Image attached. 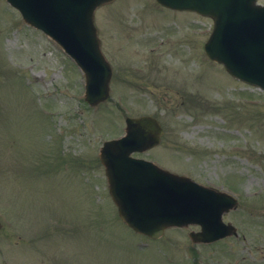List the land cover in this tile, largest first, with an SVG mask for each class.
I'll return each mask as SVG.
<instances>
[{
  "label": "rangeland",
  "instance_id": "obj_1",
  "mask_svg": "<svg viewBox=\"0 0 264 264\" xmlns=\"http://www.w3.org/2000/svg\"><path fill=\"white\" fill-rule=\"evenodd\" d=\"M95 24L112 78L92 107L73 61L0 0V264H264V92L206 58L208 18L115 0ZM139 116L164 134L135 157L234 195L236 236L152 241L122 224L98 155Z\"/></svg>",
  "mask_w": 264,
  "mask_h": 264
},
{
  "label": "water",
  "instance_id": "obj_2",
  "mask_svg": "<svg viewBox=\"0 0 264 264\" xmlns=\"http://www.w3.org/2000/svg\"><path fill=\"white\" fill-rule=\"evenodd\" d=\"M24 21L55 40L85 74V100L90 105L108 96L111 76L104 60L93 14L112 0H7ZM160 5L194 11L214 20L204 45L206 55L223 63L227 72L264 90V7L256 0H156ZM126 135L104 143L100 161L109 193L121 219L134 231L159 238L168 227L199 225L193 242L208 243L235 233L221 222L234 200L190 179L130 157L156 146L162 130L151 117L126 119Z\"/></svg>",
  "mask_w": 264,
  "mask_h": 264
},
{
  "label": "flooded vegetation",
  "instance_id": "obj_3",
  "mask_svg": "<svg viewBox=\"0 0 264 264\" xmlns=\"http://www.w3.org/2000/svg\"><path fill=\"white\" fill-rule=\"evenodd\" d=\"M46 253L48 254L49 252L46 251Z\"/></svg>",
  "mask_w": 264,
  "mask_h": 264
}]
</instances>
